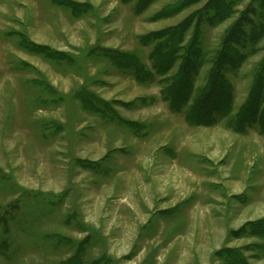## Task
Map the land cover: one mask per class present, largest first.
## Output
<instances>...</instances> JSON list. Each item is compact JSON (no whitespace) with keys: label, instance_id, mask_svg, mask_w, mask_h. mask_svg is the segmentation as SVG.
I'll return each mask as SVG.
<instances>
[{"label":"rangeland","instance_id":"obj_1","mask_svg":"<svg viewBox=\"0 0 264 264\" xmlns=\"http://www.w3.org/2000/svg\"><path fill=\"white\" fill-rule=\"evenodd\" d=\"M178 1L0 0V264H264V126L238 122L258 77L264 109V0L159 16ZM216 62L230 107L196 124Z\"/></svg>","mask_w":264,"mask_h":264},{"label":"trees","instance_id":"obj_2","mask_svg":"<svg viewBox=\"0 0 264 264\" xmlns=\"http://www.w3.org/2000/svg\"><path fill=\"white\" fill-rule=\"evenodd\" d=\"M202 0H179L175 5L172 7H167L164 11L161 12L159 16L162 15H174L178 13L181 9H184L188 5L199 3ZM234 1L237 0H212L210 3V6L212 4L213 9L215 12L211 14L208 18L211 23H218L220 22L224 16L230 15L232 11V4H234ZM214 5V6H213ZM201 13V12H199ZM194 17H190L188 21L185 23H182L174 28H170L168 30H165L161 33H157L153 38H164V42H161V45H158L156 48L161 47H168L169 53L173 55V53L186 51L183 50L181 47H179L180 42L183 41L184 36L186 34V31L189 30V26L192 24ZM197 31H195L196 38L192 41V46L190 48L189 46V53L192 54V59L190 60V68H194L193 65H196L198 63L197 59L201 55V50L199 49V43L197 42V36L200 31V27L196 28ZM232 42H236V39H232ZM188 51V50H187ZM232 51L233 45L232 43L228 45L227 49L224 55H223V61L226 58V62L229 60L231 64H233L232 60H236L234 57L235 51L233 55ZM239 53L236 55L238 56ZM229 55L231 58H229ZM240 57V55H239ZM122 59V57H121ZM125 62H127L129 65L137 64V60L134 57H126L123 58ZM165 60V59H164ZM163 60V65L159 63L158 66L161 67V70H165L170 64L166 65ZM221 64L220 62H216V65L213 69V74L210 77V80L208 82V85L206 86L205 90L201 93L199 97L196 98L195 105L191 108L190 113L188 115V118L195 122L196 124H206L211 123L213 119L215 118V114L222 113V111H226L225 109H228L230 107V103L228 100V97L230 96V92H228L226 88V79L224 76H219V66ZM218 72V73H217ZM189 75L186 74V72L181 71L178 77L179 82H176L172 89L169 92L170 98L173 100L174 104L173 107L176 106L179 107V105H183L182 103L186 102L188 98L191 96V87L188 85L189 82ZM258 81V82H257ZM259 77L256 80V83L254 85V91L257 89L256 94L254 91L252 92L251 98L249 102L243 107V109L240 111L238 122L241 124V127L245 124L250 123L251 121L255 120L256 117L259 116L261 118V124L264 126V109H260L257 106L258 99H259V90H263L260 85ZM178 102V103H177ZM179 104V105H178ZM215 112V113H214ZM264 234V230L261 232ZM226 256L229 259L228 264H249L246 262L245 257L243 256V253H239L236 249H229L226 252ZM70 264V263H68Z\"/></svg>","mask_w":264,"mask_h":264}]
</instances>
